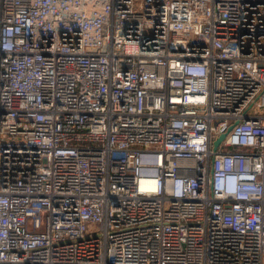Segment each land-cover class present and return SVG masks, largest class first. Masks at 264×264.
Returning a JSON list of instances; mask_svg holds the SVG:
<instances>
[{
    "label": "built area",
    "instance_id": "2783aa9c",
    "mask_svg": "<svg viewBox=\"0 0 264 264\" xmlns=\"http://www.w3.org/2000/svg\"><path fill=\"white\" fill-rule=\"evenodd\" d=\"M0 264H264V0H0Z\"/></svg>",
    "mask_w": 264,
    "mask_h": 264
},
{
    "label": "water",
    "instance_id": "95a60500",
    "mask_svg": "<svg viewBox=\"0 0 264 264\" xmlns=\"http://www.w3.org/2000/svg\"><path fill=\"white\" fill-rule=\"evenodd\" d=\"M223 138H224V136L218 140V142L216 143V146L219 145L220 141H221Z\"/></svg>",
    "mask_w": 264,
    "mask_h": 264
}]
</instances>
